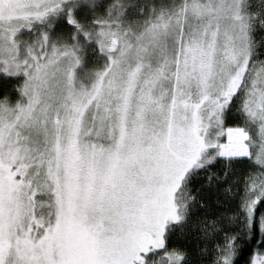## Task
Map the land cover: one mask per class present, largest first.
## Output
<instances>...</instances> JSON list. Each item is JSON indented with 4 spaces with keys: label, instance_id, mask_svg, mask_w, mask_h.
Returning a JSON list of instances; mask_svg holds the SVG:
<instances>
[{
    "label": "snow or ice",
    "instance_id": "1",
    "mask_svg": "<svg viewBox=\"0 0 264 264\" xmlns=\"http://www.w3.org/2000/svg\"><path fill=\"white\" fill-rule=\"evenodd\" d=\"M0 264H264V0H0Z\"/></svg>",
    "mask_w": 264,
    "mask_h": 264
}]
</instances>
